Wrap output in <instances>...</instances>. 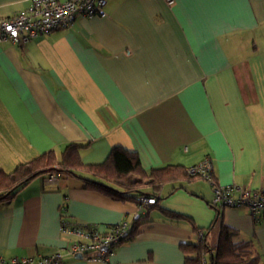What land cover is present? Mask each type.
<instances>
[{"label":"crops","instance_id":"0c3cea01","mask_svg":"<svg viewBox=\"0 0 264 264\" xmlns=\"http://www.w3.org/2000/svg\"><path fill=\"white\" fill-rule=\"evenodd\" d=\"M29 3L0 0V17ZM104 9L26 44H0V170L76 142L86 164L116 146L135 151L145 169L210 158L220 185L264 191V0H107ZM213 195L209 181L183 177L140 208L74 175H40L0 201V253L185 264L181 245L204 241L210 264L225 224L264 260V217L217 207ZM137 219L136 236L108 262L69 252L77 236L63 221L107 232Z\"/></svg>","mask_w":264,"mask_h":264},{"label":"trees","instance_id":"16d2710c","mask_svg":"<svg viewBox=\"0 0 264 264\" xmlns=\"http://www.w3.org/2000/svg\"><path fill=\"white\" fill-rule=\"evenodd\" d=\"M83 146L85 145L72 142L67 144L60 154L50 150L26 163L19 164L11 172L0 170V201L12 198L37 176L49 173L74 175L84 182L86 188L98 190L123 202H139L141 195L158 196L161 185L167 181L183 177H200L190 174L188 168L179 165L145 169L135 151L121 146L112 148L105 161L86 164L81 157ZM156 203L147 205V208ZM139 222L140 219L132 222L127 237L115 244L113 250L136 236ZM235 235L236 231L233 228L225 224L221 226L219 242L210 256V264H264L253 242L251 240L236 242ZM181 248L186 254L185 264H203L202 250L208 248L204 241L184 243Z\"/></svg>","mask_w":264,"mask_h":264},{"label":"built area","instance_id":"2783aa9c","mask_svg":"<svg viewBox=\"0 0 264 264\" xmlns=\"http://www.w3.org/2000/svg\"><path fill=\"white\" fill-rule=\"evenodd\" d=\"M173 5L175 0H165ZM107 0H30L29 5L15 15L0 17V44L13 42L26 44L42 35L55 30L66 29L73 25L78 17H93L105 14ZM190 174L199 175L212 185L214 195L212 203L217 207L244 206L251 216L259 221L264 217V191L252 190L237 185H220L214 178L213 162L206 158L188 168ZM51 180L56 177L52 174ZM157 201L155 196L141 195L140 208ZM132 223L122 221L113 225L109 231L100 232L94 225L82 226L63 221V229L71 231L77 239L69 246V252L81 254L89 261L108 262L113 246L126 238ZM213 252V251H212ZM60 251L48 256H16L6 258L0 253V264H61Z\"/></svg>","mask_w":264,"mask_h":264},{"label":"water","instance_id":"95a60500","mask_svg":"<svg viewBox=\"0 0 264 264\" xmlns=\"http://www.w3.org/2000/svg\"><path fill=\"white\" fill-rule=\"evenodd\" d=\"M77 257L82 258V255L81 254H77Z\"/></svg>","mask_w":264,"mask_h":264}]
</instances>
